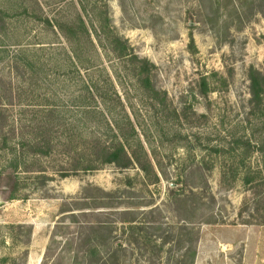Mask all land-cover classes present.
Segmentation results:
<instances>
[{
    "label": "rangeland",
    "instance_id": "374dc122",
    "mask_svg": "<svg viewBox=\"0 0 264 264\" xmlns=\"http://www.w3.org/2000/svg\"><path fill=\"white\" fill-rule=\"evenodd\" d=\"M251 67L264 76V0H0V264H264ZM81 77L106 120L77 106ZM114 122L137 163L70 171Z\"/></svg>",
    "mask_w": 264,
    "mask_h": 264
},
{
    "label": "trees",
    "instance_id": "16d2710c",
    "mask_svg": "<svg viewBox=\"0 0 264 264\" xmlns=\"http://www.w3.org/2000/svg\"><path fill=\"white\" fill-rule=\"evenodd\" d=\"M81 27L78 29H82L86 33V28L84 26V22L82 19H79ZM67 27V26H66ZM68 31L70 34L66 36V38L73 43V38L76 36V33L72 30L71 26L67 27ZM122 44V43H121ZM123 53H121L122 58H127L131 64L134 65V71H135V77L137 79V82L140 85V88L145 90V91H151L154 92V89L151 84V79H150V69L152 68V65L146 60L143 59H138V57L134 54L129 53V49L126 45L123 44ZM24 53V52H23ZM25 56V53H24ZM68 62L74 66V63L80 62L79 57L74 53L67 56ZM30 63L32 66L35 63L34 60H30ZM139 64V65H137ZM82 78V77H81ZM248 80H249V95H250V106L252 107V110L257 113V118L262 120L264 123V76L254 68H250L248 71ZM205 82V81H203ZM80 83L82 85V88L87 92L89 99L87 97L80 96L78 100V105L81 108V111L83 114H99L105 119L106 115H109L108 113L109 110L106 108V102L103 98V95H101L100 91L98 88L95 86H90L89 82L85 77L80 80ZM93 87L94 91L96 94L93 93ZM102 99V100H99ZM108 112V113H107ZM106 120V119H105ZM128 122V127L131 129V133L135 138H137L134 127L132 126V123L127 119ZM39 130L42 129V126L38 127ZM111 130H113V139L114 142L106 145L104 142H102L98 147L99 150L94 154L95 158L93 157L92 154H87L85 151L83 152H78V158L76 159V163L73 164L72 166V172H87V171H93V170H98L99 165H104V164H113L114 166L120 168V169H127L131 165L136 164L137 161L135 160V156L132 153H129L127 151V148H125V142L123 141V136L120 134V127L118 126L117 122H114V124L111 125ZM261 140L264 143V136H261ZM137 142L140 144L137 138ZM245 143L249 144V140L245 139ZM138 144V145H139ZM50 140H36L31 143L30 147L33 150V153L36 157H41V156H48L51 153L52 146H51ZM141 150H143V154L146 156V152L144 151L142 145H139ZM260 150L258 151H263V147L259 148ZM215 151H221V150H216ZM92 158V159H91ZM98 161H100L101 164H98ZM13 169H17V166H13ZM140 169L144 172V174H149V169L152 171V166L149 164V166H140ZM68 172L67 170H65ZM248 170H246L245 173H247ZM63 172L61 175L62 178H65L68 176L67 174H64ZM257 174L260 176L262 182L264 183V159L261 168L258 170ZM156 181H158V177L156 174H154ZM254 177L246 174L244 178V182L249 184L253 182ZM14 193L12 190V193L10 195L9 199H13ZM260 225H264V222ZM18 228H23L22 225L19 226ZM26 264V261H24Z\"/></svg>",
    "mask_w": 264,
    "mask_h": 264
}]
</instances>
